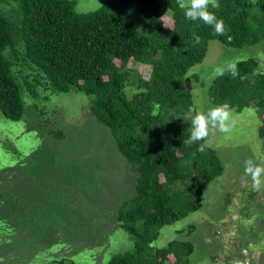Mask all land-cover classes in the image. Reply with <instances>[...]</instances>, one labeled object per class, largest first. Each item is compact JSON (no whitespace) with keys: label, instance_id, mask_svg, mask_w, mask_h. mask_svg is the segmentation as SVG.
Returning <instances> with one entry per match:
<instances>
[{"label":"trees","instance_id":"16d2710c","mask_svg":"<svg viewBox=\"0 0 264 264\" xmlns=\"http://www.w3.org/2000/svg\"><path fill=\"white\" fill-rule=\"evenodd\" d=\"M12 1L5 10L8 2L0 0L1 113L12 121L24 117V89L34 98L39 88L94 96L93 116L137 173L135 196L118 214L135 247L108 264H190L191 242L150 246L163 227L199 211L206 187L224 172L184 77L204 61L210 41L232 48L262 42L264 0H214L205 9L204 0L186 7V0H123L122 13L108 5L78 13L73 0ZM256 69L253 59L237 63L214 80L209 96L224 112L263 110L264 140V74ZM51 135L64 138L61 131Z\"/></svg>","mask_w":264,"mask_h":264},{"label":"rangeland","instance_id":"374dc122","mask_svg":"<svg viewBox=\"0 0 264 264\" xmlns=\"http://www.w3.org/2000/svg\"><path fill=\"white\" fill-rule=\"evenodd\" d=\"M5 1V10L15 6ZM73 1L78 13L105 5L114 13L125 10L123 0ZM198 2L186 0L182 6ZM210 3L215 1L204 0L202 7ZM135 22L142 29L140 15ZM249 59L257 62L255 73L264 74V40L243 48L210 41L204 61L184 77L194 108L205 114L207 145L217 152L224 172L206 187L200 210L163 227L150 246L191 242L190 264H241V244L248 243V263L264 264L263 110L224 112L209 96L222 72ZM23 100L19 121L0 111V264H108L114 255L131 251L135 238L121 227L118 214L135 196L137 173L110 129L93 116L94 96L39 88L37 98L24 89ZM52 131L64 138H54Z\"/></svg>","mask_w":264,"mask_h":264},{"label":"built area","instance_id":"2783aa9c","mask_svg":"<svg viewBox=\"0 0 264 264\" xmlns=\"http://www.w3.org/2000/svg\"><path fill=\"white\" fill-rule=\"evenodd\" d=\"M248 249L247 248H244L243 250H242V254H243V256H246L247 254H248ZM243 261L241 262V264H249L248 262L249 261H247L246 259H242ZM241 260H239V261H237V262H240ZM238 264V263H237Z\"/></svg>","mask_w":264,"mask_h":264}]
</instances>
